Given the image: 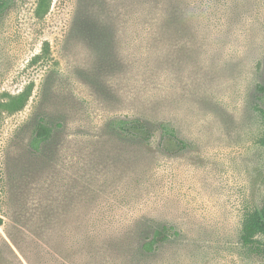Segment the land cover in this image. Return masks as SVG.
Listing matches in <instances>:
<instances>
[{
  "label": "rangeland",
  "instance_id": "1",
  "mask_svg": "<svg viewBox=\"0 0 264 264\" xmlns=\"http://www.w3.org/2000/svg\"><path fill=\"white\" fill-rule=\"evenodd\" d=\"M260 87L264 0H0V264H264Z\"/></svg>",
  "mask_w": 264,
  "mask_h": 264
},
{
  "label": "trees",
  "instance_id": "2",
  "mask_svg": "<svg viewBox=\"0 0 264 264\" xmlns=\"http://www.w3.org/2000/svg\"><path fill=\"white\" fill-rule=\"evenodd\" d=\"M260 89L263 90L264 88L260 87ZM109 126L115 132L124 137L149 141L153 136V130L138 117H115L110 120ZM158 128L162 141L171 140L174 143L172 147L173 150H182L187 148L188 142L177 135L175 128L170 123L160 122L158 124ZM53 130L52 125L47 123L43 118L39 119L33 136L29 142L30 148L35 152H38L41 149L42 144L51 139ZM260 142L264 144V137ZM258 236L264 238V199L260 207L255 208L246 214L242 221L240 235L243 245L249 247L252 252L263 256L264 240L262 241L258 239ZM166 238V226H162L160 229L156 228L152 236L142 242L141 250L149 253L153 251L158 244L166 240Z\"/></svg>",
  "mask_w": 264,
  "mask_h": 264
}]
</instances>
